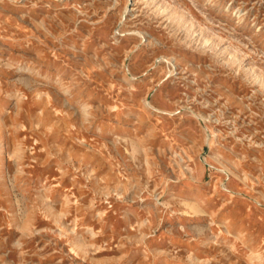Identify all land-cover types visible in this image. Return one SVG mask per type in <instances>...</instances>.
Listing matches in <instances>:
<instances>
[{"label": "rangeland", "instance_id": "1", "mask_svg": "<svg viewBox=\"0 0 264 264\" xmlns=\"http://www.w3.org/2000/svg\"><path fill=\"white\" fill-rule=\"evenodd\" d=\"M0 264H264V0H0Z\"/></svg>", "mask_w": 264, "mask_h": 264}]
</instances>
